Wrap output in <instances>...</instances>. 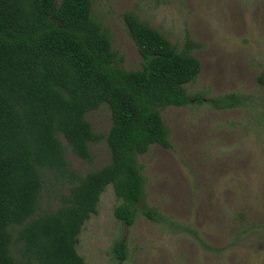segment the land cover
<instances>
[{
	"label": "trees",
	"instance_id": "16d2710c",
	"mask_svg": "<svg viewBox=\"0 0 264 264\" xmlns=\"http://www.w3.org/2000/svg\"><path fill=\"white\" fill-rule=\"evenodd\" d=\"M93 3L0 0V264H85L80 234L110 183L120 200L115 216L134 224L146 185L137 157L153 144L172 147L161 111L191 102L185 85L201 71L191 53L197 44L188 38L178 50L126 11L127 32L143 58L141 68L126 69ZM240 102L235 93L211 100L219 109ZM102 104L111 112L105 135L86 117ZM103 137L108 164L87 173L71 164L68 149L90 160V144ZM49 185L68 187L57 208L43 207ZM142 213L160 218L154 207ZM111 253L126 260L127 241L117 239Z\"/></svg>",
	"mask_w": 264,
	"mask_h": 264
},
{
	"label": "rangeland",
	"instance_id": "374dc122",
	"mask_svg": "<svg viewBox=\"0 0 264 264\" xmlns=\"http://www.w3.org/2000/svg\"><path fill=\"white\" fill-rule=\"evenodd\" d=\"M126 11L178 50L191 39L202 67L185 85L190 104L161 111L172 147L153 144L137 157L146 185L134 224L115 216L120 200L110 183L82 228L78 252L85 264H264V0H94V17L124 55L123 66L139 69L143 58L127 32ZM229 93L240 98L237 106L212 105ZM86 117L95 133L109 131L107 104ZM90 150V160L69 149L67 157L83 173L110 162L105 137ZM67 192L47 186L43 207L57 208ZM148 207L157 208L158 220L142 213ZM117 239L127 241L126 260L112 256Z\"/></svg>",
	"mask_w": 264,
	"mask_h": 264
}]
</instances>
